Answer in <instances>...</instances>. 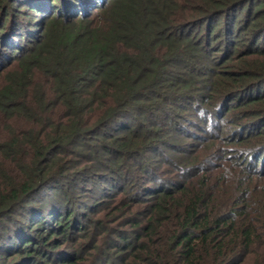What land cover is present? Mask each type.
<instances>
[{
    "label": "trees",
    "instance_id": "1",
    "mask_svg": "<svg viewBox=\"0 0 264 264\" xmlns=\"http://www.w3.org/2000/svg\"><path fill=\"white\" fill-rule=\"evenodd\" d=\"M0 264H264V0H0Z\"/></svg>",
    "mask_w": 264,
    "mask_h": 264
},
{
    "label": "rangeland",
    "instance_id": "2",
    "mask_svg": "<svg viewBox=\"0 0 264 264\" xmlns=\"http://www.w3.org/2000/svg\"><path fill=\"white\" fill-rule=\"evenodd\" d=\"M221 53H222V50H218L216 53L214 52V56H216V57H220L221 56ZM202 126V125H201ZM190 129H192V127L190 128ZM201 133V132H200ZM214 153H216L217 154V152H214ZM218 154H220V153H218ZM165 166V165H164ZM76 205H74V207H75ZM115 226V225H114ZM10 260V259H9Z\"/></svg>",
    "mask_w": 264,
    "mask_h": 264
}]
</instances>
